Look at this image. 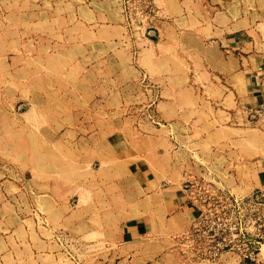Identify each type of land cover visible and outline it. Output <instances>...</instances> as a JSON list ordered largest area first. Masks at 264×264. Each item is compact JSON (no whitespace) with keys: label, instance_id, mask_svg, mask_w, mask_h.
Returning <instances> with one entry per match:
<instances>
[{"label":"rangeland","instance_id":"374dc122","mask_svg":"<svg viewBox=\"0 0 264 264\" xmlns=\"http://www.w3.org/2000/svg\"><path fill=\"white\" fill-rule=\"evenodd\" d=\"M161 20L177 19L158 0H0L8 264H264V133H238L215 84L195 81L190 43L180 58L158 48ZM183 83L200 89L174 94ZM175 95L179 107L165 102ZM152 151L171 152L157 160L178 162L179 188H140L127 173L132 161L157 171ZM169 191L188 215L161 233ZM128 217L154 233L120 241Z\"/></svg>","mask_w":264,"mask_h":264},{"label":"crops","instance_id":"0c3cea01","mask_svg":"<svg viewBox=\"0 0 264 264\" xmlns=\"http://www.w3.org/2000/svg\"><path fill=\"white\" fill-rule=\"evenodd\" d=\"M158 3L162 13L177 19L173 25L167 20L160 21L161 40L157 42L158 48L163 49L164 54L171 52L180 58L178 45L190 43L191 46L185 49L194 60L191 66L195 81L205 77L207 83L200 85L215 84L221 92L218 98L224 108H227L223 111L225 116L229 115L230 121L237 120V123L232 124H240L239 127L233 128L241 134H259L261 140L264 133V0H158ZM179 35L188 36L190 40L179 39ZM152 48L150 51H154L156 46ZM199 87L194 84L188 87L183 83L175 88L173 93L190 92L189 96L193 97ZM175 97L176 95L165 102L169 106L179 107ZM237 105L247 109L244 112L247 116L239 118L235 112L233 114L232 109H236ZM151 140H154V137ZM145 151L142 149L141 156L145 155ZM146 155L153 156L160 168L157 171L141 168L143 163L134 164L135 161H132L133 166L137 165V170L133 172L128 168L127 173L132 174L138 186L156 189L169 181L175 183L174 188H179L177 184L181 181L182 171L175 168L178 162L173 161L172 166L171 160L166 164L157 160V156H171V152L162 155L152 151ZM158 173L162 174L156 175ZM182 193H164L165 198L158 207V211L164 214L158 217L165 221L162 227H157L161 233H171L185 225L188 214ZM151 218L153 216L148 220ZM148 220L128 217L118 231L120 241L127 243L135 241L138 237L153 234L149 229ZM3 227L4 223H1L0 242L5 243L0 245V264H8L12 257L16 260V253L14 247L8 244L11 233L7 234Z\"/></svg>","mask_w":264,"mask_h":264}]
</instances>
